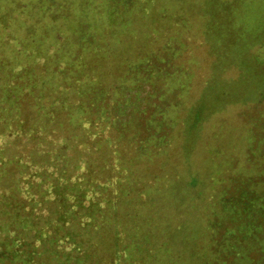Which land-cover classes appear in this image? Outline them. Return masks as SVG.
I'll return each instance as SVG.
<instances>
[{
	"label": "rangeland",
	"instance_id": "1",
	"mask_svg": "<svg viewBox=\"0 0 264 264\" xmlns=\"http://www.w3.org/2000/svg\"><path fill=\"white\" fill-rule=\"evenodd\" d=\"M195 254L264 264V0H0V264Z\"/></svg>",
	"mask_w": 264,
	"mask_h": 264
},
{
	"label": "trees",
	"instance_id": "2",
	"mask_svg": "<svg viewBox=\"0 0 264 264\" xmlns=\"http://www.w3.org/2000/svg\"><path fill=\"white\" fill-rule=\"evenodd\" d=\"M165 201L169 204L171 200H170V199H167V200H165ZM200 216H201V218H202V220H203V217H202L201 214H200ZM198 217H199V216H198ZM198 217H195V218L193 217L191 221H188V220H187V221H186V222H187L186 225H187L188 227H190L191 225H195V224H196V221H199V220L201 219L200 217H199L200 219H199ZM182 221H183V219H182ZM193 238H194V237H193V235L190 233V230H189L188 234H187L186 237H185V240H186V241H188V240H190V239L193 240ZM196 238H197V237H196ZM167 243H168V242H162V241H161V243H159V245H160V246H163L164 244H167ZM190 257H191V258H188V259H187V261H189L188 263H189V264H194V263L196 262L198 256L195 254L194 257H192V256H190ZM199 260H203V259L199 258ZM211 260H212V259H211ZM206 262H207V264H212V263H208L209 261H205V260L202 261L201 264H206ZM212 262H213V261H212Z\"/></svg>",
	"mask_w": 264,
	"mask_h": 264
}]
</instances>
